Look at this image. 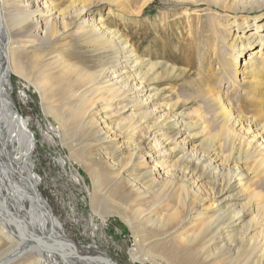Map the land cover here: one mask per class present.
I'll return each mask as SVG.
<instances>
[{
  "label": "bare ground",
  "instance_id": "1",
  "mask_svg": "<svg viewBox=\"0 0 264 264\" xmlns=\"http://www.w3.org/2000/svg\"><path fill=\"white\" fill-rule=\"evenodd\" d=\"M6 1L0 0V264H114L105 250L82 247L66 236L63 224L38 189L40 179L30 161L35 138L28 121L15 110L11 95L10 74L22 70L13 64V51L38 48L33 39L41 35L49 41L60 37L82 17L79 37L94 52L112 53L110 66L93 72L76 67L57 51L48 57L35 56L33 70H39L40 84L48 95L70 103L68 112L75 122L97 125L99 146L106 145L105 155L114 160L113 167L125 169L127 176L120 170L121 178L129 177L126 184L137 187V198H142L139 204L149 200V195H144L152 194L145 212L152 206H162L169 198L175 203L172 213L161 218L172 223L173 233L181 234L183 226L190 225V235H181L178 242L188 256L206 263L264 264V194L253 190L264 179V125L232 112L217 84L221 82V70L210 65L197 90L204 103L217 109L226 141L234 143L236 134H243L239 149L246 140L256 155L251 163L246 158L240 160V151L233 145L229 154L218 151L215 137L207 136L204 125L186 114H176L171 104L157 103L160 92L149 85L143 69L146 61L133 54L117 30L84 17L86 5L79 7L73 2L60 11L52 0L42 4L44 0H17L20 3L13 9ZM253 2L206 0L225 11L220 23L214 9L204 15L207 22L200 14L193 18L196 10L187 9L183 14L189 21L186 37L199 35L195 39L200 57L215 52L218 63L222 62L221 55L232 57L234 61L227 59L231 63L226 60L219 64L223 72H238V65L243 63L235 61L236 55L255 40L260 41L261 47L252 50L243 65L250 84L258 83L257 77L264 71V20L256 30L238 36L239 30L248 28L250 18L240 19L235 11L226 9ZM193 4L198 6L197 2ZM173 21L163 17L161 23L169 25ZM13 40L15 45H11ZM229 73L226 78L232 79ZM150 99L155 101L153 111H148ZM120 112L124 114L121 118ZM249 131L254 135L247 138ZM179 138H183L182 143H177ZM169 146L174 148L169 151ZM178 155L175 163H168ZM191 262L187 264H197V260Z\"/></svg>",
  "mask_w": 264,
  "mask_h": 264
},
{
  "label": "rangeland",
  "instance_id": "2",
  "mask_svg": "<svg viewBox=\"0 0 264 264\" xmlns=\"http://www.w3.org/2000/svg\"><path fill=\"white\" fill-rule=\"evenodd\" d=\"M12 1L6 2L14 9L20 1L11 3ZM45 1H41V4ZM52 1L60 11L70 7L73 2L79 7L86 5L88 9L84 17L95 22L101 21L105 27L117 30L128 42L127 46L133 54L146 61L147 66L143 69L144 72L147 71L149 85L160 92L159 97H156L157 103L171 104L175 106L176 114H186L204 125L207 136L215 137L213 142L218 151L229 154L233 145V148L240 151V160L246 158L251 163L256 159L253 148L247 146L246 140L239 149L243 134H236L234 143L233 140H225V131L220 125L222 120L217 116V109L204 103L197 90L198 86L201 87L200 78L210 70V65L212 68H219L221 82L217 84L220 91L225 92V99L231 104L232 112L264 125V71L257 77L259 82L253 84H250L243 72V65L247 63L251 51L261 47L260 41L255 40L236 55L235 61L243 64L238 65V72L229 73L223 72L224 69L219 64L222 65L223 61L232 57L228 54L223 57L221 55L223 63L217 62L215 52L206 54L205 58L200 57L196 48L199 35L186 37L189 21L183 15L185 10H196L198 14L193 18L200 14L201 20L207 22L204 15L214 9V14L219 16L217 23L224 21V10L211 6L206 0ZM257 1L259 0L241 8L226 9V12L235 11L240 19L250 18L248 28L239 30L241 32L238 36L243 31L246 34L256 30L264 20V2L259 4ZM163 17H171L174 21L169 25H162ZM82 18H77L72 28L62 36L49 41L41 35L40 39H33L36 45H40L38 48H31V51L14 50V55L11 56L13 64L22 68L10 74L13 106L28 121V128L35 138L36 147L30 161L40 179V193L63 224L67 237L82 247L95 246L105 250L114 264H187L190 259L192 262L197 260V264H216L188 256L184 245L178 246L180 236H188L192 231L190 225L186 224L181 234L173 233L174 229L170 228L172 223H166L161 218L172 213L171 208L176 206L175 203H170L169 198L162 206H152L145 212L152 194H143L145 198L149 195V200L143 205L139 204L142 198H137V187L135 189L126 184L129 177L121 178L122 174H126L125 169L113 167L114 160L105 155L106 145L99 146L97 125H84L72 120L68 112L71 104L66 105L60 98L48 95L40 84L39 70H33L34 57H48L53 51L66 56L80 69L88 68L95 72L100 67L103 69L110 66L112 53L94 52L91 45L83 44L84 39L79 37ZM15 43L17 42L13 40L11 45ZM58 45L59 49L55 50ZM228 73L233 75L232 79L229 76V79L226 78ZM243 78L241 82L240 79ZM229 80H232L230 84ZM150 100L147 104L149 110L146 108L153 111L155 101L153 103L151 100L152 103H149ZM123 116L121 113L119 118ZM175 135L176 131L172 132V136ZM253 135L249 131L247 138ZM199 140L196 139V146L200 143ZM178 142L182 143L183 138H179ZM173 148L169 146V151ZM174 154L179 153L176 150ZM179 157L180 155L168 163H175ZM253 190L264 194V179ZM164 195L167 196L165 193Z\"/></svg>",
  "mask_w": 264,
  "mask_h": 264
}]
</instances>
